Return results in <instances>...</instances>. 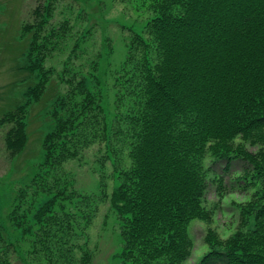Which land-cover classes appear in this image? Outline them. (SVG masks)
Returning <instances> with one entry per match:
<instances>
[{
    "label": "trees",
    "instance_id": "16d2710c",
    "mask_svg": "<svg viewBox=\"0 0 264 264\" xmlns=\"http://www.w3.org/2000/svg\"><path fill=\"white\" fill-rule=\"evenodd\" d=\"M146 1L156 4L148 26L159 60L140 62L148 66L127 80L139 94L120 127L130 143V164L116 171L119 180L109 203L124 223L122 257L134 264H186L193 251L189 223L212 215L202 204L203 161L210 153L228 165L245 162L240 180L255 191L241 209L239 230L225 240L209 231L210 249L196 264H264V0ZM31 26L30 53L44 55L27 66L37 78L30 86L31 103L55 97L57 104L56 128L44 139L45 161L51 165L76 113L85 114L86 143L98 139L101 117L96 94L84 81L62 78L69 90L49 97L54 88L41 64L49 42L39 40L43 22ZM27 106L16 105L0 118L10 123L5 141L12 153L27 144ZM42 177L35 195L51 188L46 174ZM51 190L53 196L31 203L34 224L78 232L80 220L59 204L63 191ZM27 208L21 219L30 218Z\"/></svg>",
    "mask_w": 264,
    "mask_h": 264
},
{
    "label": "rangeland",
    "instance_id": "374dc122",
    "mask_svg": "<svg viewBox=\"0 0 264 264\" xmlns=\"http://www.w3.org/2000/svg\"><path fill=\"white\" fill-rule=\"evenodd\" d=\"M155 9L156 4L146 0H0V118L16 105H28V138L22 152L7 148L10 123L0 121V232L4 238L0 260L8 264H86L87 250L90 264H134L122 257V248L127 246L122 236L124 223L109 203L119 180L116 171L130 164V143L120 127L139 94L127 83L128 76L148 66L140 62L156 64L159 60L148 26ZM40 22L44 30L39 40L49 42L41 63L49 71L48 86L54 88L49 97L69 90L62 78L84 81L96 94V113L101 117L98 139L86 143L85 114L76 113L51 165L45 161L44 139L57 125L55 97L31 103L29 96L37 78L27 66L44 56L31 54L28 47L34 34L31 25ZM203 164L207 190L202 204L212 215L210 220L189 223L193 251L186 264H196L209 251L205 243L209 231L225 240L239 230L241 209L255 191L240 180L245 162L228 165L208 153ZM42 174L53 190L63 191L59 204L80 220L78 232L60 231L57 224L51 230L34 224L31 203L53 196L49 187L35 195ZM26 207L31 212L28 220L21 219ZM13 211L20 219H13Z\"/></svg>",
    "mask_w": 264,
    "mask_h": 264
}]
</instances>
